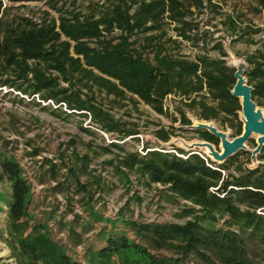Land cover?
Returning <instances> with one entry per match:
<instances>
[{"label":"trees","instance_id":"trees-1","mask_svg":"<svg viewBox=\"0 0 264 264\" xmlns=\"http://www.w3.org/2000/svg\"><path fill=\"white\" fill-rule=\"evenodd\" d=\"M10 1H44L57 12L58 24L48 11L37 23L0 0V89L50 99L54 114H89L121 140L139 133L137 123L115 117L97 93L127 100L135 109L142 101L160 114L166 113V97L173 95L179 97L174 108L180 124H191L186 108L199 119L231 128L234 137L242 131L241 106L230 92L235 69L225 59V36L231 46L260 42L244 54V75L252 86L251 98L264 104V0H251L245 7L235 0ZM228 1L230 7H223ZM255 14L262 16V25L252 20ZM114 28L116 35L111 34ZM218 31L225 36L215 37ZM258 34L262 37L257 39ZM183 41L198 49L192 57L181 50ZM154 133L166 142L174 127L161 126ZM195 133L219 141L205 129ZM29 143L26 154L41 152L43 147ZM61 145L57 161L42 158L39 168L51 183L38 201L13 141L0 132V214L7 212L0 240L9 249L0 264H264V164L250 168L235 163L240 154L249 160V151L239 150L221 163L205 156L206 163L195 152L181 157L164 147L144 146L142 154L124 151L114 141L89 144L83 152L74 139L67 148ZM103 152L112 154L102 165L110 167L117 183L93 165ZM257 158L264 160V146ZM233 164L237 174L222 173ZM154 183L162 186L155 188L158 205L178 206L174 214L183 222L148 220L138 211L143 197L132 192L134 186L152 189ZM117 186L124 188L126 200L105 214L106 198ZM48 196L52 201L42 205ZM60 232L64 237H58Z\"/></svg>","mask_w":264,"mask_h":264},{"label":"rangeland","instance_id":"rangeland-1","mask_svg":"<svg viewBox=\"0 0 264 264\" xmlns=\"http://www.w3.org/2000/svg\"><path fill=\"white\" fill-rule=\"evenodd\" d=\"M233 1V0H229ZM229 1L223 7H230ZM237 6L245 7L251 0H235ZM45 6L44 3L39 4V6L34 7H42ZM16 12V11H15ZM252 20L254 23L258 25L263 24V19L260 14L252 15ZM207 28L211 29V26H207ZM220 29V25L218 26ZM212 30V29H211ZM170 34H174V31L170 28L168 29ZM223 35L222 31H218L214 34V36ZM262 37V35H256V38ZM230 37L225 36L224 43L225 48L228 53V56L225 57L227 61L233 64V57H236L239 61L240 59L244 60V54L253 52L257 47L260 46L259 43L255 44H247L245 42H236L234 45L229 44ZM181 50L191 55L192 57L194 53L198 51L197 48L192 47L187 41H183L180 45ZM237 52V54L235 53ZM24 94H19L17 90L8 87H1L0 89V132L7 139L13 141V146H15L14 154L16 158L19 160L20 165L23 168L24 176L31 183V191L33 193L34 200L41 201L43 196L46 195V187L50 185V179L41 172L42 168H39L40 164H42V158H53L57 161L55 157L56 148L59 144H62L61 148H67L66 143L69 139L76 140V144L80 152H83L87 149L89 144L93 145H106L108 144V140H113L114 142L120 143L121 147L124 151H137L139 152L140 147L143 145L148 146L149 148H159L164 147L167 151H171L176 148H181L184 151L188 152L191 150L200 151L204 154L203 150L200 148L188 149L184 148L177 139H183L185 141H193V140H204L198 137L197 133L194 130L182 128V124L179 122V115L177 114L176 109L174 108L179 99L178 96L170 95L167 97L165 101L166 113L160 114L154 111L149 105L139 101L137 103V108L135 109L131 103L127 100L125 101H114L112 96H106L104 93H97V99L101 101L103 106L108 109L115 117H122L125 120L133 121L137 123V128L139 129V133L135 136H127L120 140V138L116 137L115 134H108V140L99 135L98 132L89 128L86 124L87 116H82L81 114H77V112L73 114H62L57 111L56 113L61 114L57 115L51 112L54 108L51 104H46L43 106L40 101L35 98H25ZM23 97V98H22ZM264 114V104L257 105ZM62 110L66 111V108L62 105ZM186 116L191 120V123L199 119L193 111L185 108ZM240 115V111H239ZM174 118L177 120L175 121ZM14 119L15 122L11 123V120ZM93 122L94 120L91 119ZM211 121L215 124V126L221 130H224L228 133L229 137L232 138V130L229 127L221 126L218 121L214 120H206ZM195 123V122H194ZM163 126L165 129L169 127H174V133L170 136L169 140L164 142L158 139L155 135V130L159 127ZM81 127L89 129L92 134L84 132L81 130ZM255 135L247 141V145L249 148H253L255 146ZM31 141L33 145L43 147L41 152L37 155L26 154V152L30 151V147L32 145L28 143ZM212 143V142H211ZM217 150L219 148L218 143H213ZM142 151L145 148L141 149ZM113 153H117L123 155V151H119L117 149H112ZM246 151V150H245ZM172 152V151H171ZM112 158V154L109 152H103L99 154L93 161L94 167L99 169L98 172L103 174L107 179L112 182H116V179L110 173V167L107 165H102L103 161ZM258 159V158H257ZM262 162L264 164V160H259L258 163ZM219 163V162H217ZM235 163H242L245 167H255L257 164H254L249 155V160H247L246 154H240L237 157V161ZM234 165H231L230 168L226 172H231L233 174H237L234 169ZM102 166H104L102 168ZM42 178L43 180H40ZM131 179L134 181V176L131 175ZM135 182V181H134ZM135 184V183H134ZM162 186L159 183H154L152 185V189H146L145 187H141L140 185H135L132 192L138 193L143 197V202L141 206H138V211L142 216L148 220H159V221H175V222H183V219H179L175 216V212L178 210V206L169 205V204H159L157 203V197L154 194L155 188ZM126 193L124 188L121 186H117L114 189L113 193H111L107 198L109 210L105 213H112L114 208L122 205L126 200ZM51 199L48 196L45 200L47 204L48 200ZM52 201V200H49ZM183 202H181L182 204ZM161 205V206H160ZM39 209V208H38ZM136 210V208H135ZM6 211H3L0 214V223L4 225L6 223ZM72 215H66V219H70ZM91 236L90 233L87 236ZM88 236V237H89ZM58 237H64L62 232L59 233ZM79 249V248H78ZM78 251V250H77ZM9 255V249L6 247L5 243L0 240V257L5 258ZM9 263L13 262L12 259L8 260Z\"/></svg>","mask_w":264,"mask_h":264},{"label":"water","instance_id":"water-1","mask_svg":"<svg viewBox=\"0 0 264 264\" xmlns=\"http://www.w3.org/2000/svg\"><path fill=\"white\" fill-rule=\"evenodd\" d=\"M228 64L235 69L233 73L235 83L230 92L234 97H237L240 102L241 110L239 118L242 121L241 133L230 138L226 131L217 128L213 122L206 120L193 122L181 127L194 131L205 129L219 140L220 150H217L213 143L207 140H201V142L189 145V148H192L194 145L207 147L209 152L206 155L215 162H224L237 151L246 150L250 152L251 161L257 164V154L260 153L264 146V114L257 106L256 102L251 98L252 86L248 84L244 75V70L246 69L245 60L240 59L238 63ZM253 135H256L255 146L249 148L246 143Z\"/></svg>","mask_w":264,"mask_h":264},{"label":"built area","instance_id":"built-area-1","mask_svg":"<svg viewBox=\"0 0 264 264\" xmlns=\"http://www.w3.org/2000/svg\"><path fill=\"white\" fill-rule=\"evenodd\" d=\"M88 1L89 0H83V2L85 4H87ZM99 1L102 2L103 0H99ZM41 3H44V1L12 2L10 0H2V6L3 7H6V6L7 7H15L13 9V11H16L20 15H23L25 17H28L29 19H31V20H33V21H35L37 23H39L41 21V19L43 17V11H48L49 12V15L52 16V17H54L56 19V24H58V20H57L58 14H57V12L55 10H52V9L48 8L46 5L45 6H42V7H34V6H39V4H41ZM103 33L105 34V32H103ZM117 33H118V29H116V28H114L113 31L111 32V34H114V35H116ZM94 41H95V39H91V43L92 44H93ZM62 85H66V84L65 83H62ZM19 94H21V93L19 92ZM23 96L25 98H28L26 95H23ZM34 96L42 104H51L52 106L56 107V105L50 99L44 101V100L38 98V94H35ZM169 96L170 95H168L167 97H169ZM167 97H166V99H167ZM166 99H165V101H166ZM87 117H88V119L85 121L86 124L89 123L87 126L89 128H91L92 130L98 132L99 135H102L103 137H105L108 140V134H110V133L107 132V131H105L104 129H102L101 126L97 122H95V121L92 122L91 121V117H90L89 114L87 115ZM108 142H111V140H108ZM142 148H143V145L140 147L139 152L143 154L144 151L141 150ZM154 149H158L159 150V148H154ZM186 150H188V149H186ZM171 151L174 152L175 154H177L178 156H181V157H186L188 154L195 152V153L199 154L206 161V163H208L206 157H209V156H207L206 154H204V153H202L200 151H195L194 149L191 150V151H188L186 155H184L182 153H178L175 149H173ZM221 171H222L223 174H225V170H221ZM61 172H64V169H62ZM53 183L54 182H52V184ZM56 196H57L58 200L61 202V204L63 205V203L65 202V200L63 199V197L60 194H57ZM181 202H185V203H187L189 205H193V204H191V202L186 201V200H182ZM107 207H108V210H109L108 202H107ZM114 209L116 210L117 208H114ZM75 211L76 212H80V210L78 208H75ZM105 214H109V213H105ZM82 247H83V245H79L76 248V250H78V253H80V254H81V252L83 250Z\"/></svg>","mask_w":264,"mask_h":264},{"label":"bare ground","instance_id":"bare-ground-1","mask_svg":"<svg viewBox=\"0 0 264 264\" xmlns=\"http://www.w3.org/2000/svg\"><path fill=\"white\" fill-rule=\"evenodd\" d=\"M233 62L234 63H238L239 60L236 57H233ZM199 120L194 119V122H197ZM201 121V120H200ZM256 136V135H255ZM196 141V142H195ZM177 142H179L184 148L186 149H193V148H200L201 150H203V152H205L206 154H208V149L205 146H197L194 145L192 148H189V145H191L192 143H197V142H201V140H193V141H185L183 139H177Z\"/></svg>","mask_w":264,"mask_h":264}]
</instances>
